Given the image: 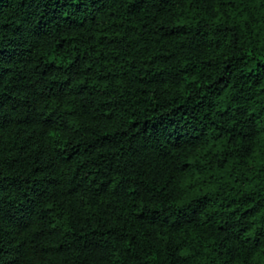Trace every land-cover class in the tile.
I'll return each mask as SVG.
<instances>
[{
	"label": "trees",
	"instance_id": "1",
	"mask_svg": "<svg viewBox=\"0 0 264 264\" xmlns=\"http://www.w3.org/2000/svg\"><path fill=\"white\" fill-rule=\"evenodd\" d=\"M0 264H264V0H0Z\"/></svg>",
	"mask_w": 264,
	"mask_h": 264
}]
</instances>
